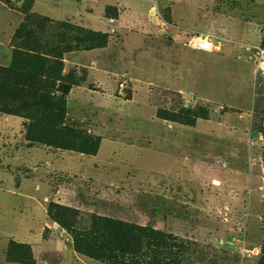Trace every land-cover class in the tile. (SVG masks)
<instances>
[{"label":"rangeland","instance_id":"1","mask_svg":"<svg viewBox=\"0 0 264 264\" xmlns=\"http://www.w3.org/2000/svg\"><path fill=\"white\" fill-rule=\"evenodd\" d=\"M1 2L0 42L28 12L23 45L58 80L47 92L0 80V264H16L11 243L30 245L35 264H260L264 180L263 207L249 210V130L264 155V78L249 46H264L262 0ZM91 33L107 47L90 49ZM204 34L219 49L196 51ZM58 205L80 224L62 228ZM92 217L145 229L144 244L106 261L96 237L80 253ZM254 245L260 256L243 251Z\"/></svg>","mask_w":264,"mask_h":264},{"label":"trees","instance_id":"2","mask_svg":"<svg viewBox=\"0 0 264 264\" xmlns=\"http://www.w3.org/2000/svg\"><path fill=\"white\" fill-rule=\"evenodd\" d=\"M7 5H11L10 0H2ZM25 19L23 23L19 26L16 33L14 34L11 46L20 50L18 55V62L15 65H12L10 68L0 69V80L7 84V88H12L16 85H27L31 90L36 88H44V91L53 90L52 81L58 80V76L55 74L57 69L51 65L50 67L44 68L45 66L40 64L35 57V54L38 52V48L35 46L31 49H25V45L21 39H23V34L27 30L28 24L31 22V17L28 12H24ZM118 16V15H117ZM45 22L44 19H41L39 25ZM64 34L60 35V38H63ZM91 36L94 39L91 41L96 45L92 46L90 49L105 48L109 43V35L102 33H91ZM59 48L53 50L52 53L57 55L59 59H62L61 56L66 52L59 51ZM58 50V51H56ZM60 53V54H59ZM37 65V66H29ZM45 70V72H44ZM46 74V75H44ZM57 77H56V76ZM36 94L38 92H35ZM27 95L30 93L26 92ZM39 94V93H38ZM31 96V95H29ZM56 96L42 97V99L50 100L49 106L52 104V100ZM31 109L24 110L20 115L24 116L26 119L34 120L30 114L27 112ZM33 115L35 112H32ZM87 155H96L97 151L88 152L83 151ZM50 215L52 218L58 222L62 228L74 229L81 222V214L77 210L66 208L63 206H54L51 208ZM93 224L91 225V240L81 239L77 237V249L82 254H90V251L86 248H82L83 243L89 244L96 240V237H100L99 242V252L104 253L102 259L106 261H111L112 257H117L116 253H122L125 251V248H133V252L137 250L144 244V234L145 229L137 226H130L125 223L115 222L106 218H96L92 217ZM106 251V253H105ZM102 255V254H101ZM8 262L16 264H35L33 253L31 251L30 245H18L16 243H11L8 249ZM260 264H264V251H263V260Z\"/></svg>","mask_w":264,"mask_h":264},{"label":"crops","instance_id":"3","mask_svg":"<svg viewBox=\"0 0 264 264\" xmlns=\"http://www.w3.org/2000/svg\"><path fill=\"white\" fill-rule=\"evenodd\" d=\"M1 2V1H0ZM2 3V2H1ZM264 3V0H262V4ZM3 5H5L4 3H2ZM38 5H40V2L37 1L36 3L33 4V11H35L36 13H40L37 11ZM6 6V5H5ZM7 7V6H6ZM9 8V7H8ZM10 9V8H9ZM15 11V10H13ZM25 15H22V18L18 19L17 23L14 25L13 23H9L10 24V30L8 33L7 38L0 42V54L4 55L7 59H4L6 62L9 61L10 58L12 57H16L17 52L15 50L14 47L11 46V41L12 38L14 36V34L16 33L17 29L19 28V26L21 25V23H23L25 17ZM108 23H110V21L107 20ZM116 23L121 24V21H116ZM14 25V27H13ZM264 37H262L263 39ZM255 138V139H254ZM256 131L254 130H249V186L251 188V190L249 191V197L252 195L253 193H255V199L253 198V201L251 202V198H249V210H251L252 208L256 210L260 209L263 207V204L260 203V194H259V190L256 186V184L260 183V179L262 178L264 180V176L262 177L261 175V171L264 172V155L263 153L260 152V150H262L261 147V140L256 141ZM261 176V177H260ZM250 217V214H249ZM51 241H46L44 244L42 245H48V247H50L49 244H51ZM250 249L252 248H263L262 246L259 245H254V246H249ZM3 256L5 257V255L3 254ZM258 256V255H256ZM39 264V263H38Z\"/></svg>","mask_w":264,"mask_h":264},{"label":"built area","instance_id":"4","mask_svg":"<svg viewBox=\"0 0 264 264\" xmlns=\"http://www.w3.org/2000/svg\"><path fill=\"white\" fill-rule=\"evenodd\" d=\"M192 47L199 52H213L218 47V40L211 34L200 35L193 39L191 42ZM249 59L255 65L256 70L264 78V46L263 45H252L249 46ZM244 252H249L252 255L260 256L262 254L261 248H245Z\"/></svg>","mask_w":264,"mask_h":264},{"label":"bare ground","instance_id":"5","mask_svg":"<svg viewBox=\"0 0 264 264\" xmlns=\"http://www.w3.org/2000/svg\"><path fill=\"white\" fill-rule=\"evenodd\" d=\"M216 184H219L218 182H215Z\"/></svg>","mask_w":264,"mask_h":264}]
</instances>
